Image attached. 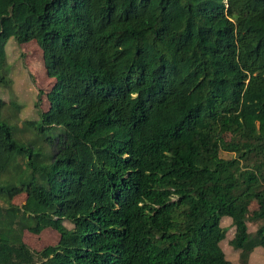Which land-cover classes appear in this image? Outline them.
I'll return each mask as SVG.
<instances>
[{
	"label": "trees",
	"instance_id": "16d2710c",
	"mask_svg": "<svg viewBox=\"0 0 264 264\" xmlns=\"http://www.w3.org/2000/svg\"><path fill=\"white\" fill-rule=\"evenodd\" d=\"M11 38L57 81L22 127L0 98V264H233L226 245L248 264L264 248V0H0L2 85ZM51 228L57 244L24 241Z\"/></svg>",
	"mask_w": 264,
	"mask_h": 264
},
{
	"label": "rangeland",
	"instance_id": "374dc122",
	"mask_svg": "<svg viewBox=\"0 0 264 264\" xmlns=\"http://www.w3.org/2000/svg\"><path fill=\"white\" fill-rule=\"evenodd\" d=\"M6 48L11 81L8 85L0 84V98L6 101L5 114L10 116L13 122L15 121V123L22 127L23 122L26 120L37 121L39 119V112L35 106L37 93L41 92L40 108L42 110L49 109L50 102L47 94L52 91L57 80L48 72L43 52L35 40L27 42L19 48L15 40L11 38L7 42ZM22 53L24 56H22ZM12 102L19 105L18 110L15 111ZM13 127L15 126L13 125ZM14 131L16 139L23 143L22 137L16 128ZM30 131L28 134L29 139L26 140L32 141L28 144H32L33 151L51 153L55 140L53 138L45 139L43 133L35 127H32ZM49 131L47 130L46 132ZM25 199L26 194L23 192L15 196L12 201L15 204L21 205L25 202ZM0 204H4L2 199H0ZM256 207V201L252 202V208ZM66 224L71 226L68 222ZM256 228V224H250L251 231H254ZM23 234L24 241L37 250H41L48 245L57 244L61 238L60 233L53 228L45 229L40 234L24 230ZM231 236L232 231L229 232V238ZM259 248L263 250H256L251 255L248 264H264V248ZM225 249L227 256L233 264H242L239 252L233 250L229 245H226Z\"/></svg>",
	"mask_w": 264,
	"mask_h": 264
}]
</instances>
